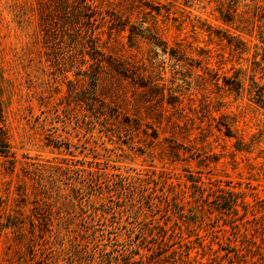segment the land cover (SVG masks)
<instances>
[{
  "label": "rangeland",
  "instance_id": "obj_1",
  "mask_svg": "<svg viewBox=\"0 0 264 264\" xmlns=\"http://www.w3.org/2000/svg\"><path fill=\"white\" fill-rule=\"evenodd\" d=\"M0 264H264V0H0Z\"/></svg>",
  "mask_w": 264,
  "mask_h": 264
},
{
  "label": "trees",
  "instance_id": "obj_2",
  "mask_svg": "<svg viewBox=\"0 0 264 264\" xmlns=\"http://www.w3.org/2000/svg\"><path fill=\"white\" fill-rule=\"evenodd\" d=\"M0 144H1V148H5L6 147L5 138L0 139Z\"/></svg>",
  "mask_w": 264,
  "mask_h": 264
}]
</instances>
